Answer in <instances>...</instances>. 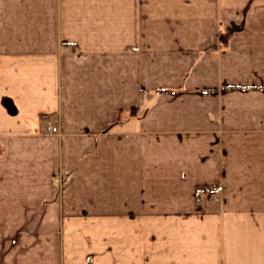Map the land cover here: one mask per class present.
Listing matches in <instances>:
<instances>
[{
    "label": "crops",
    "instance_id": "1",
    "mask_svg": "<svg viewBox=\"0 0 264 264\" xmlns=\"http://www.w3.org/2000/svg\"><path fill=\"white\" fill-rule=\"evenodd\" d=\"M0 264H264V0H0Z\"/></svg>",
    "mask_w": 264,
    "mask_h": 264
},
{
    "label": "built area",
    "instance_id": "2",
    "mask_svg": "<svg viewBox=\"0 0 264 264\" xmlns=\"http://www.w3.org/2000/svg\"><path fill=\"white\" fill-rule=\"evenodd\" d=\"M46 130L50 133L56 134L59 132V129L55 125V122L53 121H47L46 122Z\"/></svg>",
    "mask_w": 264,
    "mask_h": 264
},
{
    "label": "trees",
    "instance_id": "3",
    "mask_svg": "<svg viewBox=\"0 0 264 264\" xmlns=\"http://www.w3.org/2000/svg\"><path fill=\"white\" fill-rule=\"evenodd\" d=\"M46 118H48V117H46ZM49 119V118H48ZM50 121V120H49Z\"/></svg>",
    "mask_w": 264,
    "mask_h": 264
}]
</instances>
